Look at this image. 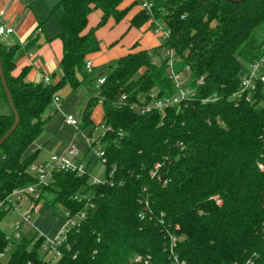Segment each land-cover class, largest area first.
<instances>
[{
    "label": "trees",
    "instance_id": "16d2710c",
    "mask_svg": "<svg viewBox=\"0 0 264 264\" xmlns=\"http://www.w3.org/2000/svg\"><path fill=\"white\" fill-rule=\"evenodd\" d=\"M148 1L153 19L140 8L129 28L159 21L170 36L150 49L136 42L100 75L85 68L101 50L98 28L110 19L119 23L138 0L126 6L124 0H59L50 14L63 10V55L52 84L28 81L27 68L14 75L21 45L0 37V61L20 117L0 146V202L36 181L29 168L39 151L29 150L46 133L60 89L69 86L76 96L88 91L80 130L94 124L98 104L106 127L92 144L99 142L105 159L104 180L93 184L90 173L56 171L37 200L85 213L70 227L60 256H48L45 237L34 229L14 238L0 227V254H6L0 264H264V85L252 101L238 96L241 75L264 50V0ZM95 10L101 17L90 27ZM40 28L27 38V50L41 45ZM167 49L174 51L176 72L190 67L194 96L164 116L120 105L121 93L135 100L154 89L159 96L177 92ZM101 75L106 81L94 95L91 86ZM1 100L8 111L0 108V138L15 120L0 78ZM8 212L0 207V223Z\"/></svg>",
    "mask_w": 264,
    "mask_h": 264
},
{
    "label": "built area",
    "instance_id": "2783aa9c",
    "mask_svg": "<svg viewBox=\"0 0 264 264\" xmlns=\"http://www.w3.org/2000/svg\"><path fill=\"white\" fill-rule=\"evenodd\" d=\"M141 8L144 9L151 18H153L152 4L148 0H138ZM153 34L161 39V41L166 40L170 36V30L165 26V24L157 21L151 28ZM14 32L12 26L6 24H0V37L2 39L11 35ZM168 72L171 79L174 81L177 92L173 95H162L159 96L157 89L152 90L149 95H140L138 99L132 100L127 93H121L118 103L120 105L129 106L132 110L139 114H145L153 110L160 112L162 116L166 114L168 108L173 106H181L187 101H189L195 94V88L188 86L190 67L186 66L183 71L176 72L174 68V51L173 49L166 50ZM86 71L90 74L94 72V64L91 59L86 61ZM43 81L46 84L54 83V80L50 75H43ZM203 77L197 80V83L203 81ZM106 81V76L101 75L96 79L95 84L100 88ZM260 85H264V50L262 55L249 63L248 69L245 73L241 75L240 78V89L238 96L246 99V101H252V97L258 93ZM62 99L59 95H56L51 106L55 110L61 111ZM65 123L67 125L75 126L78 129L82 123V118L76 119L72 114L65 115ZM100 130V133L105 130V126L101 123L100 126L96 127ZM98 133V134H100ZM94 137V133L90 134L86 138L88 149L86 153L93 147V143L97 141V137ZM99 143V142H97ZM80 155V148L78 147L77 140L70 143L66 149L62 152L52 153L50 158L44 161L34 162L29 171L36 178V181L30 183L24 187L14 189L5 199L4 202H0V207H4V210L9 212H14L19 216V219L14 223V231L11 235L14 238H20L25 230L34 229L38 236L45 237L44 250L47 252L49 257L57 258L60 256L59 246L66 240L67 233L71 226L78 223L80 219L85 216L84 212L78 213L77 215H72L69 210L64 213L65 224L59 229L56 235L47 236L44 235L41 230H39L33 220V215L37 213L40 209L39 202L37 200L40 197L41 191L49 185L52 181L54 173L56 171H70L76 172L77 174L90 173L88 166H85L82 162L76 160ZM102 152L97 151V158H100L105 162L104 158H101ZM156 168L158 166L156 165ZM155 173V172H153ZM103 181V180H102ZM101 180L98 178H93L92 183H100ZM142 216V214H140ZM0 257L6 258L5 253H1Z\"/></svg>",
    "mask_w": 264,
    "mask_h": 264
},
{
    "label": "rangeland",
    "instance_id": "374dc122",
    "mask_svg": "<svg viewBox=\"0 0 264 264\" xmlns=\"http://www.w3.org/2000/svg\"><path fill=\"white\" fill-rule=\"evenodd\" d=\"M138 8H141L140 3L136 4ZM58 13L60 14L62 12V8L57 9ZM56 14L54 15V22L57 19ZM100 11L95 10L92 14L91 21L94 23L95 26L98 24ZM130 13H127V15L117 24L113 21V19H110L105 25L101 26L97 30V34L100 39H102L101 43V50L96 54L98 57L97 63L99 64V67L96 69L95 74L100 75L102 73H105L108 68V61L110 59H114L119 57L121 54H124V52H127V50L136 42H141L143 46H150L157 40L155 39L152 29L148 28L146 25H144L141 28H131L128 29V21H129ZM153 19V18H151ZM58 22V21H57ZM115 24V25H114ZM114 25V26H113ZM147 30V32H146ZM38 35V34H37ZM39 41L42 37H39ZM3 40L6 41L4 38ZM23 52V49L20 51V53ZM161 58V57H160ZM159 58V59H160ZM60 72H56V79L59 77ZM100 88L94 83L91 86V92L94 95L99 94ZM61 99V111L55 110L53 107L52 112L50 114L52 115L50 118V121L47 125L46 130V136H45V143L43 146H40L41 151L36 158L34 162H39L40 160H47L50 158V155L52 153H57L61 147L65 146L67 147L70 143H72L74 140H77L78 147L80 148V155L76 158L77 161L82 162L85 166H88V169L90 170L91 174V181L93 178H98L99 180H104L105 178V165L103 160L100 158H97L96 154L99 148V143L95 144L87 153L88 144L86 141V138L89 137L91 131L94 133V137L97 136L98 133H100V130L97 129V126L101 125L102 121V107L100 104L96 106L93 112V119L94 124L80 130L75 126L67 125L65 123V115L72 114L76 119H79L81 117L82 109L85 105V101L88 98V91L87 89H83L78 96L80 97L81 104L79 105V100L76 95L70 94V87L65 86L64 88L60 89L57 93ZM84 94V95H83ZM260 105H263L261 103ZM0 108L2 111L7 112L8 106L4 101H0ZM42 204L47 205L46 201L39 202V207L42 206ZM53 212H48L52 215H46V217L40 218V215L42 214V211H38L33 215V222L35 226H38L39 230L44 235L54 236L57 234V232H54V230L57 229V226L60 223V219L62 216L64 218V209L62 206L57 205L56 208H50ZM54 215V216H53ZM42 217V216H41ZM19 219V216L14 212H8L6 216L4 217L3 221L0 223V227L3 231H5L6 234L11 235L14 231V223ZM26 235H30L33 233V229L25 230ZM47 231V232H45Z\"/></svg>",
    "mask_w": 264,
    "mask_h": 264
},
{
    "label": "crops",
    "instance_id": "0c3cea01",
    "mask_svg": "<svg viewBox=\"0 0 264 264\" xmlns=\"http://www.w3.org/2000/svg\"><path fill=\"white\" fill-rule=\"evenodd\" d=\"M133 1L134 0H124L123 6L129 5ZM58 2L59 0H0V24H6L14 28V32L5 38L6 42L9 44L21 45L15 57V69L13 71L14 75L20 74L23 71V69L27 68L28 71L26 78L28 81L33 83H39L43 81L42 77L45 74L50 75L54 80V82L60 78L61 71L59 68V63L63 55V44L58 36L61 32L59 18L61 17L63 10L60 14L55 13L57 16L55 22L53 21L54 20L53 17L55 14L54 15L50 14V12L55 8ZM138 9H139L138 6L135 5V7L129 12L130 17ZM56 12L58 13V11ZM92 14L89 17L90 27L95 26L94 23L91 21ZM100 17H101V12L98 21L100 20ZM130 17L128 21L127 30L131 29L129 28ZM40 24H41V28L38 30V34L40 35V37H42L40 40L41 45L39 47L33 48L32 50H27L25 48L27 38L29 37V35H31V33H33V31L37 29V27ZM153 35L157 40L156 42H152L153 44L150 46H143L141 42H138L139 47L142 49H150L152 47H156L160 45V43L162 42L161 39L157 37L155 34ZM101 43H102V39H101ZM130 48L127 50V52L130 50ZM22 49L23 52L20 53ZM127 52H124V54H126ZM124 54H121L120 56ZM96 56L97 55L95 54L90 58L93 61L95 71L99 67V64L97 63L98 57ZM114 59H110L108 61V64L110 61ZM57 71L60 72V75L56 79ZM77 97L80 105L81 99L79 96ZM45 136L46 133L30 148L29 151L37 150L40 153L42 149L40 148V146L44 145L46 139ZM65 149L66 147L63 146L60 148L58 152H62ZM40 161H44V160H40ZM40 211H42L40 218L46 217V215H52L48 212H53L49 208L48 204L47 205L42 204V206L39 209V212ZM60 217H61L60 223L57 226V229L54 230V232H58L59 229L65 224V219H63L62 216ZM36 227L39 228L38 226Z\"/></svg>",
    "mask_w": 264,
    "mask_h": 264
},
{
    "label": "water",
    "instance_id": "95a60500",
    "mask_svg": "<svg viewBox=\"0 0 264 264\" xmlns=\"http://www.w3.org/2000/svg\"><path fill=\"white\" fill-rule=\"evenodd\" d=\"M230 1H235V2H238L240 0H230ZM0 78H1V81H2V84H3V87L5 89V92L7 94V97H8V101H9V104L12 108V110L14 111L15 113V120H14V123L13 125L11 126V128L0 138V146L9 138V136L16 130V128L18 127L19 125V121H20V117H19V114L17 113V111L15 110V106H14V103H13V100H12V96H11V93L9 91V88L7 86V82L5 80V77H4V72H3V69H2V64H1V61H0Z\"/></svg>",
    "mask_w": 264,
    "mask_h": 264
}]
</instances>
